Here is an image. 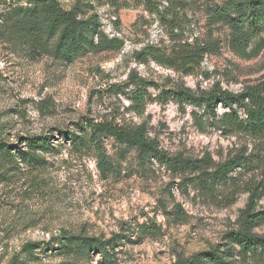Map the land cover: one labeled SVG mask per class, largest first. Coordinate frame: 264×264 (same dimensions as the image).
<instances>
[{"label": "rangeland", "instance_id": "obj_1", "mask_svg": "<svg viewBox=\"0 0 264 264\" xmlns=\"http://www.w3.org/2000/svg\"><path fill=\"white\" fill-rule=\"evenodd\" d=\"M60 1L65 7L73 2ZM187 3L180 12L187 41L207 39L208 8L220 2ZM98 4L102 31L125 42L118 52L89 53L65 63L53 56L32 57L27 47H16L10 35L0 34V139L15 152L26 136L44 133L55 146L43 170L0 168V264H10L15 256L23 264H179L228 247L227 235L239 230L240 211L249 201L248 187L260 193L256 210L264 211V143L244 134L226 135L198 108L161 98L163 88L181 86L198 94L220 84L241 93L263 81L264 49L254 58L238 55L227 44L228 27L219 25L213 38H220L223 47L205 55L195 74L153 61L141 64L133 53L144 46L172 47L166 29L137 0ZM4 6L0 0V10ZM133 72L153 83L143 117L130 111L134 88L120 93L111 88L127 84ZM224 111L219 106V114ZM104 119L137 125L147 121L151 135L172 156L210 158L218 165L243 154L250 166L237 169L229 184L205 190L156 160L151 172H141L137 149L121 155L112 137L104 140V156L95 146H74L62 138L63 131L87 126L92 134L91 126ZM108 162L116 165L115 171ZM65 232L94 238L95 244L85 255L75 251L77 245L61 249L53 240ZM254 233L264 236V225ZM28 243L41 244L39 259L22 252ZM108 243L111 255L103 258L100 246Z\"/></svg>", "mask_w": 264, "mask_h": 264}, {"label": "trees", "instance_id": "obj_2", "mask_svg": "<svg viewBox=\"0 0 264 264\" xmlns=\"http://www.w3.org/2000/svg\"><path fill=\"white\" fill-rule=\"evenodd\" d=\"M98 1L100 0H73L69 7H65L60 0H19L16 5L2 0L5 6L0 10V34H5L6 37L10 35L16 47H27L32 57L53 56L65 63L89 53L118 52L124 48L125 42L120 38H111L102 31V21L97 11ZM137 1L157 17L173 41L170 48L148 44L135 51L133 56L141 64L153 61L186 75L195 74L205 55L219 53L223 47L220 38H213V29L219 25L228 27L230 33L227 44L238 55L254 58L264 49V0H191L193 4L202 1L220 2L208 8V38L203 40L197 37L193 42L187 41L183 23L185 19L180 17V12L188 7L187 0ZM120 8L118 5L117 10ZM152 85L153 83L133 72L127 84L111 88L116 89L117 93L121 89L125 92V89L134 88L130 90V111L143 117L146 105L151 100L147 96V89ZM169 97H173L180 105L198 108L221 127L226 135L244 134L264 143V79L241 93L226 90L220 84L198 94L184 86L168 90L163 88L161 98L165 100ZM219 106L225 109L221 115L218 112ZM194 116L198 117V114L194 112ZM91 127L92 134L87 133V126L80 132L63 131L62 138L72 141L74 146H95L99 155L104 156V140L112 137L121 155L129 149H137L141 172H151L156 160L171 169L175 176H183V181L190 184L197 182L205 190L236 180L233 173L237 169L249 167L251 162L243 154L218 165L213 164L210 158L192 160L172 156L162 150L159 138L151 135L152 128L147 121L137 125L133 122H111L104 119ZM53 147L52 136L44 133L26 136L22 146H17L15 152L14 147L0 139V168L7 165L9 169H13L22 165L32 170H43L48 167L46 155L50 154ZM108 163L115 171L116 165ZM0 176L4 174L0 172ZM247 191L250 192L249 201L240 211L239 230L227 235L228 247L205 256L198 254L191 261L179 264H243L250 260L264 264V236L254 233L255 228L264 225V211L256 210L261 196L252 187H248ZM179 213L183 215L184 212L181 209ZM54 241L62 245L61 249L77 245L75 251L85 255L96 240L65 232ZM109 246V243L100 246L103 258H110ZM38 247L41 248V244L28 243L22 252L37 260ZM10 264L23 263L19 256H15Z\"/></svg>", "mask_w": 264, "mask_h": 264}]
</instances>
